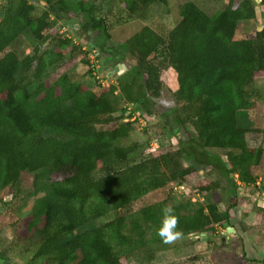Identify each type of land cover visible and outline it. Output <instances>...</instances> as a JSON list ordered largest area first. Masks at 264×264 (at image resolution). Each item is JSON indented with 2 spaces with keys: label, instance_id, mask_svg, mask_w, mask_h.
I'll list each match as a JSON object with an SVG mask.
<instances>
[{
  "label": "trees",
  "instance_id": "1",
  "mask_svg": "<svg viewBox=\"0 0 264 264\" xmlns=\"http://www.w3.org/2000/svg\"><path fill=\"white\" fill-rule=\"evenodd\" d=\"M120 1L125 20H145L152 4L168 3ZM35 3L44 9L38 12ZM93 4L18 0L0 16V192L14 190L27 173L43 174L49 187L28 224L36 244L30 263L134 264L132 258L143 251L152 255L155 250L147 249L162 241L157 233L166 206L174 209L182 236L229 226L235 203L220 210L214 201H192L190 192L172 205L161 200L128 209L151 191L188 186L193 172L216 161L227 184L218 177L197 184V190L224 185L237 202L234 176L251 190L253 168L264 156L263 146L248 145L247 129L239 123V114L253 106L249 85L264 74V28L236 37L239 23L255 18L256 5L264 16V0H228L212 14L187 0L173 27L146 24L115 45H109V25ZM75 17L81 22L77 32L90 39L99 61L126 63L122 74L110 75L116 82L104 86L97 80L94 89L69 71L48 78L47 71L71 49L53 23ZM23 34L35 44L21 57L13 44ZM162 102L173 115L162 129L171 135L176 127L178 145L135 157V146L123 143L137 128L138 121L129 118L135 110L150 115ZM209 148L224 150L225 160ZM108 214L113 217L96 223ZM0 260L11 259L0 252Z\"/></svg>",
  "mask_w": 264,
  "mask_h": 264
},
{
  "label": "rangeland",
  "instance_id": "2",
  "mask_svg": "<svg viewBox=\"0 0 264 264\" xmlns=\"http://www.w3.org/2000/svg\"><path fill=\"white\" fill-rule=\"evenodd\" d=\"M18 0H0V16L11 10ZM187 0H168L167 4L155 3L149 8L148 18L145 20L129 19L125 20L122 14L120 0H93L94 9L104 16L109 25V45H115L129 38L144 25H151L158 28H171L180 19V5ZM207 13L212 14L225 7L228 0H192ZM36 4L38 12H41L43 3ZM255 18L248 21H241L236 30V37H252L257 30L264 28V16L261 14L259 5L255 8ZM53 19V18H51ZM53 21V20H52ZM77 23H81L78 18L58 19L53 23V29L57 35L61 34L70 39L71 49L66 52L62 61L52 66L47 71L48 78L52 81L63 71H69L85 85L97 89L98 78L103 83L110 84L116 82L110 75H120L126 68L121 65L125 62H118L110 66L109 58L95 60L93 52L89 47L90 39H82L77 32ZM34 44L23 34L13 44V48L19 56H24L33 49ZM46 42L43 46H49ZM52 45V44H51ZM86 51V52H84ZM90 53V55H89ZM88 59V63L82 62ZM92 63L95 66H92ZM96 67V68H95ZM118 67V70H115ZM89 69L92 72H88ZM96 72V73H95ZM97 74V75H96ZM107 76V77H106ZM99 81V80H98ZM248 98L253 102V106L239 114V123L247 129L246 138L249 146L264 147V74L256 77L249 85ZM167 101V99H165ZM165 102V101H164ZM154 106L149 116L144 113L134 111L136 129L126 138L125 145H134L135 157L146 155L151 150L154 140L159 148L176 147L178 145V133L176 127L172 129L173 134L169 135L162 129L164 121L166 124L173 120L172 110L165 106V103ZM140 113V114H139ZM171 113V115L169 114ZM139 115V116H138ZM139 117H142L138 119ZM146 117V118H145ZM171 117V119H170ZM144 119L145 124L140 122ZM175 133V134H174ZM158 148V149H159ZM209 152L219 154L225 160L224 150L209 148ZM211 166L204 167L197 172H193L188 179L189 194L182 193L181 187L160 188L151 191L131 204L129 211H135L143 205L156 201L166 200L168 205L190 198L192 201H199L201 204L214 201L220 210H225L233 202L229 209V221L233 232H227V226H216L215 231L206 235L195 233L184 235L172 243L156 242L151 252L139 253L132 258L134 264H263L264 263V188L255 185L264 184V156L261 163L253 168L256 183L245 185L234 176L236 181L237 202L233 200L231 189H225L227 184L222 172L219 169V162ZM187 164V162H185ZM218 177L224 184L215 190L200 192L197 184L210 183ZM233 177V176H232ZM227 187V186H226ZM49 187L45 176L41 173H27L21 177L14 190L5 188L0 192V252H4L14 264H35L30 263V259L36 250L31 230L28 224L34 217L35 205L37 201L48 195ZM193 192V193H192ZM198 202V203H199ZM197 205V203L195 204ZM113 217L108 214L100 218L96 223L106 221ZM151 233H149L150 235ZM148 235V236H149Z\"/></svg>",
  "mask_w": 264,
  "mask_h": 264
},
{
  "label": "clouds",
  "instance_id": "3",
  "mask_svg": "<svg viewBox=\"0 0 264 264\" xmlns=\"http://www.w3.org/2000/svg\"><path fill=\"white\" fill-rule=\"evenodd\" d=\"M176 228L177 219L174 215V209L166 206L163 209V219L157 234L164 241V243L170 244L182 237V233L176 230Z\"/></svg>",
  "mask_w": 264,
  "mask_h": 264
},
{
  "label": "built area",
  "instance_id": "4",
  "mask_svg": "<svg viewBox=\"0 0 264 264\" xmlns=\"http://www.w3.org/2000/svg\"><path fill=\"white\" fill-rule=\"evenodd\" d=\"M91 49V52H93V54L92 55H94V57H95V60L97 61L98 59L96 58V55H97V51L94 49V48H90ZM89 55H90V53H89ZM92 66L94 67L95 66V64L94 63H92ZM96 68V67H95ZM96 73V72H95ZM97 75V74H96ZM97 78H98V80H99V82H101L102 83V85H104V86H106L105 85V83H103V80H101V79H99V77L98 76H96ZM107 85H109L108 83H106ZM127 108H128V112H127V114H129L130 113V111H132V104L131 103H128L127 104V106H126ZM139 116V115H138ZM140 118H142V117H139L138 119H140ZM126 120H128V119H126ZM129 120H131V121H134V120H136V117H135V115H134V111L132 112V115H131V117L129 118ZM144 119H141L140 120V122H142V124H145V121H143ZM150 145H151V150L153 151V150H157L158 148H159V145L156 143V140H154L152 143H150ZM176 187H181V188H183L182 189V193H184V194H187V192H188V187H187V185H178V186H176ZM175 187V188H176Z\"/></svg>",
  "mask_w": 264,
  "mask_h": 264
},
{
  "label": "water",
  "instance_id": "5",
  "mask_svg": "<svg viewBox=\"0 0 264 264\" xmlns=\"http://www.w3.org/2000/svg\"><path fill=\"white\" fill-rule=\"evenodd\" d=\"M121 66H122L123 68H126V65H125V64H122ZM115 70H118V67H115ZM230 176L232 177L233 174L230 173ZM233 231H234L233 227H231V226H227V232H233ZM202 234H205V233H202ZM0 264H14V263H12V262H10V261L3 262V261L0 260Z\"/></svg>",
  "mask_w": 264,
  "mask_h": 264
},
{
  "label": "flooded vegetation",
  "instance_id": "6",
  "mask_svg": "<svg viewBox=\"0 0 264 264\" xmlns=\"http://www.w3.org/2000/svg\"><path fill=\"white\" fill-rule=\"evenodd\" d=\"M1 261L6 262V260H1Z\"/></svg>",
  "mask_w": 264,
  "mask_h": 264
},
{
  "label": "crops",
  "instance_id": "7",
  "mask_svg": "<svg viewBox=\"0 0 264 264\" xmlns=\"http://www.w3.org/2000/svg\"><path fill=\"white\" fill-rule=\"evenodd\" d=\"M260 187L262 186V185H259Z\"/></svg>",
  "mask_w": 264,
  "mask_h": 264
}]
</instances>
